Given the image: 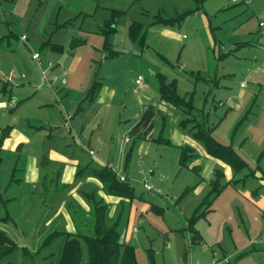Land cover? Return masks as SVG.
Here are the masks:
<instances>
[{"label": "rangeland", "instance_id": "obj_1", "mask_svg": "<svg viewBox=\"0 0 264 264\" xmlns=\"http://www.w3.org/2000/svg\"><path fill=\"white\" fill-rule=\"evenodd\" d=\"M203 2L0 0V138L8 126L10 134L29 137L24 153L38 160L41 174L38 182L29 180L28 172L18 174L22 180L10 182L15 159L13 153L4 154L0 230L30 252L27 259L22 251L16 258L0 255V264H49L51 250L40 249L56 226L50 222L62 208L63 199L69 195L74 204L86 209L81 203V199L88 202L85 192L101 199V191H106L99 181L80 177L60 160L52 163L49 158L52 147L60 153H81L82 148L76 144L65 147L68 136L75 135L70 131L73 121L68 113L76 111L96 79L122 85L118 95L122 101L114 103L115 115L110 111L109 120H114V125L109 121L101 132L94 130L90 148L96 152L92 154L102 155L111 168L127 176V183L133 186L132 196L110 202L107 223L119 221V231L135 247L139 264H264V242H258L264 224V47L255 44L230 52L236 43L258 38L251 32L259 26L264 0ZM114 10L120 12L115 18ZM183 14L173 26L153 23L159 16L172 19ZM111 18L115 30L106 37L103 31ZM133 21L149 27L145 45L131 38ZM53 45L61 50L53 49ZM35 52L41 54L40 59L33 57ZM49 62L53 67L48 77L58 74L63 79L61 73L66 71L67 82L61 79L51 84L43 79V69ZM159 73L167 75L169 81L177 80L181 96H192L194 123L199 120L218 142L235 148L256 175L246 177L250 169H245L236 175L246 177L244 180L237 185L230 183L229 172L234 175V170L207 153L194 136L198 129L194 123L183 128L178 120L173 125V115L162 108L153 119L156 140L149 144L147 153V145L142 153L149 155L144 164L138 157L127 162L125 153L130 144L125 142L126 120H134L140 110L142 113L141 96H159ZM198 73L205 79H198ZM138 74L144 77L139 87ZM117 132L122 135L120 139ZM98 134L103 138L101 144ZM181 134L187 136L186 145L197 154L186 166L180 162L182 147L171 140L177 141ZM75 137L80 138L77 134ZM168 139L171 143L165 141ZM18 142L24 144L20 139ZM150 168L154 173L147 175L152 186L148 189L143 180ZM46 172L61 183L68 181L66 189L54 191L56 199L50 214L43 204L49 191L45 193L41 185ZM217 180L222 190L215 196ZM259 192L261 195H254ZM209 193L212 202L195 223L202 240L193 244L190 219ZM60 217L64 230L71 231L69 224L78 223L74 218L71 222L67 215ZM93 221L94 217L75 234L90 233ZM87 255L83 243L82 264Z\"/></svg>", "mask_w": 264, "mask_h": 264}, {"label": "crops", "instance_id": "obj_2", "mask_svg": "<svg viewBox=\"0 0 264 264\" xmlns=\"http://www.w3.org/2000/svg\"><path fill=\"white\" fill-rule=\"evenodd\" d=\"M203 1L201 2V4L204 3ZM235 1H237V0H235ZM228 8H231V6H229ZM261 22H264V9L261 11V17H260L258 28L256 30H254L253 32H251L253 34V36L256 35L258 38L253 39L255 41H252V43L249 46H253L255 44H258V45L264 47V25L262 26L260 24ZM243 41H246V40H243ZM243 41L236 43L234 45L235 47L232 48L230 52L235 51V50L238 51L239 49H241V48H238V45H239V43H241ZM249 46H247V47H249ZM247 47L245 46L242 48H247ZM263 47H261V48H263ZM230 52L228 54H230ZM225 55H227V54H225ZM62 61H64V60H62ZM255 61H258V59H255ZM46 67H47V65H46ZM46 67H44V68H46ZM65 72L66 71L61 73L63 75V79L61 78L63 82H67L66 76L68 73L66 72V75H64ZM55 75L56 74H54L52 76H55ZM138 75H141V74H138ZM138 75H137V77H138ZM57 76L59 77V80H61L60 75L57 74ZM137 77H136V79H137ZM141 85L143 86V82H142V84L138 85V87ZM243 85H244V83H241V86H243ZM121 92H122V85L121 84L120 85H118L116 83L109 84L106 81H101V86L99 88V91L93 100H90L87 98L88 93H89V91H87L85 98H83V100L80 101L76 111L73 112V109H72L71 110L72 113H68V118L70 119V121H73L70 131L71 132L74 131L75 135L77 134L82 139L75 137V135H72V133H71L70 136H68V139L66 140V142H64L65 147L73 146L74 144H76L80 148H82V150L83 149L84 150L83 151L81 150V153L79 155H78L79 152H76V150L70 151V150H64L63 149L62 151H70V152L60 153L54 147H52L51 150L49 151V158H50L52 163L53 162H59L57 160H60L62 162V165H65V166L68 165V168H69V170H71L72 173H74V174L79 173L80 177L87 176L91 181H94L95 183H97L99 181L100 184L103 185L104 190H106L105 186H104V182L99 180L95 176L94 173L97 170H100L102 167L111 166V165H109L110 162H107V160L104 157H102V155L97 156L96 154L91 153V151L92 152L94 151V150H92L93 148H90L91 142L94 139L92 132L94 130L101 132L104 129V127L108 125L109 121H111V124L114 125V120H109L110 111L113 110L114 115H115L116 109L114 110L113 106H114V103L118 102L119 100L122 101L123 97L118 98V95ZM140 102H141V104H143L142 113L140 110L139 113H137V112L135 113L134 120H126L129 123L126 124V125H128V127H127V130L125 132V134H126L125 142L129 143L130 146H129L128 152L125 153V156H126V160L128 159V157H130V159L127 162H131L133 157H138V158H141L140 163L144 164V159H146L149 155L148 154L143 155L142 154L143 150L147 145V151H146V153H147L151 148L149 144L152 141L156 140V138L154 137L155 125L153 123V119H154V116L156 115L157 109L162 108V110H164L167 115H168V113L172 114L173 119L171 120V122L173 123V125H174V123H177L178 120L180 123L181 120H183L187 117V115H186V117H182V115L184 116V112L181 109H179L178 107L169 103L168 101L162 99L160 96H158V97L153 96L151 98L146 97V96L145 97L141 96ZM133 111L134 112L136 111L134 107H133ZM113 119H114V116H113ZM183 128H186V127H183ZM88 133L90 135H88ZM84 134H85V137H83ZM121 136L122 135L117 132V135H116L117 139H120ZM65 137H67V136H65ZM96 138L100 139V142H99L100 144L103 143V138L101 137L100 134H98L96 136ZM127 138H129L128 142H127ZM17 139L18 140L20 139L21 141H23L24 144H22L20 146L19 145L20 142H18ZM173 139L174 138L171 139L172 143L179 146V147H182V146L189 143V139L184 134H181L179 136V139H177V141H174ZM29 141H31V139L29 137H25L22 134H20L19 138H18L16 135H13L10 133L3 141V147H2L3 160L5 159V157H4L5 153H8V154L13 153V157L15 159L14 166L12 169V175H11L12 178H11L10 182H13L14 180H17V181L22 180L21 177H18V174L20 175V174L26 173V172L29 173L28 178L31 181L38 182L41 179V174H40V171L38 168V166H39L38 160L35 157L34 158L28 157L24 153L25 151H24L23 147L25 146V143H27ZM99 143H97V144H99ZM122 144H123V142H122ZM122 146L125 148V145H122ZM86 151L89 152V154L92 156V159H88ZM93 153H96V152L94 151ZM128 164H126V167L128 166ZM78 167H80V168L78 169ZM31 168H33V169L31 170ZM59 169L60 168H58L56 171H58L57 173H58L59 178L62 179V172ZM150 169H152V173H154V169L153 168H150ZM152 173H146V178L148 179L150 176L147 177V175H150ZM229 176H231L230 177V180H231L233 177L231 172H229ZM43 177H45V178H43ZM42 178L44 179V181L41 182V185L44 186L45 193H47L49 191V193H48L49 195L47 196V198L46 197L43 198V204L45 205V208L48 207V213L50 214V212L53 209L52 208V201H53V199L54 200L56 199V197H53L54 191L66 189L68 187V181H64L63 183H61V181H59V178H58V180H54L49 172H46V174H42ZM126 178H127V180H126V182H127L128 177L126 176ZM261 179H262L261 184L264 186V178H261ZM66 180H67V178H66ZM73 191H74V187L69 190V192L71 194L73 193ZM105 192L101 191L102 195L100 198H102L108 204L110 209L112 208L110 205V202H114V201L117 202L119 199L123 200V198H128V197H121L119 195L110 194L107 190ZM260 193L261 192L254 194V195L259 196V195H261ZM85 194H87V196H88V202H86L84 199H81V203H82L83 207H85L86 209H81V207L77 203L74 204L72 202V200L69 198V195L63 199V201L60 205V207H62V208L60 209L57 216L53 217V220H51V222H50V225H52L53 223L55 225V223H56L54 230H56V229L64 230L65 227L62 225L61 222H59L61 220L60 215H62V214L67 215L71 222H73V218L78 222L77 225H74V223H70L68 226V229H70L71 231L68 230V232L75 233V232H78L77 229L85 228V222L87 224L88 221H90L91 218L94 217V214H93V201L94 200L90 197L91 192H85ZM42 196L44 197V195H42ZM256 199L258 200L259 198H256ZM263 202H264V199H263ZM67 205H69L68 209L66 208ZM262 232L263 233L260 234V240H258V242L259 241L264 242V224L262 227ZM122 238L126 241L124 236H122ZM254 244L257 245V240H256V242H254Z\"/></svg>", "mask_w": 264, "mask_h": 264}, {"label": "trees", "instance_id": "obj_3", "mask_svg": "<svg viewBox=\"0 0 264 264\" xmlns=\"http://www.w3.org/2000/svg\"><path fill=\"white\" fill-rule=\"evenodd\" d=\"M198 3H201L203 0H195ZM119 11L114 10L113 18H115ZM185 14L177 18H164L162 16L156 17L153 23H157L164 26H173L176 23H179L183 19ZM113 18L106 21L109 26L103 31V34L108 37L109 33L115 30ZM148 26L139 21H133L130 24V36L131 38L140 43L141 45L146 44V36L148 32ZM253 40L248 39L239 43L238 48L247 47L252 43ZM53 49L61 50V47L58 45H53ZM164 60V56H161ZM166 59V58H165ZM198 79H205L204 76L198 73ZM159 84L158 91L159 96L173 104L174 106L181 109L187 117L181 120L180 125L187 127L190 122L194 123L195 117V106L193 104L192 96H181L177 91V80L173 79L168 80L167 75L163 73L158 74ZM101 86L100 80H94L89 88V93L87 98L93 100L97 95L99 88ZM197 123L193 126H196V131H194V136L200 140L206 148L207 153L217 158L225 163H227L234 170V177L229 181L234 185H237L240 180H244L246 177L256 175L253 170L249 168L248 162L242 158L239 152L233 148L231 145H225L218 142L199 120H195ZM11 126H8L3 130L2 137L0 138V177L2 171V147L4 139L9 135ZM168 143H171L170 140H165ZM195 149L190 145L182 146V152L180 157V162L183 166L188 165V162L195 157ZM130 159L128 157L127 161ZM245 169H250L246 173V177L236 178V175ZM95 176L104 182L105 189L114 195H119L121 197L132 196L133 187L126 181L120 180V178L113 172L110 166L102 167L100 170H97ZM17 181V180H16ZM218 180L215 181V190L218 192L215 194L218 195L222 190L218 188ZM218 186V187H217ZM214 191V190H213ZM211 193L205 197L203 203L199 208L195 210L192 218L190 219V229L193 230L191 241L194 243L200 242L202 237L199 230L195 229V223L201 215L206 214V211L209 208L211 200ZM90 197L93 201V214H94V226L90 230V233H70L66 230L56 229L51 232L44 240L40 252L46 250L47 248L51 250V254L48 256L50 259L49 264H82L83 262V243L86 244L88 255L84 260V264H139L137 259V254L135 247L126 242L119 231L118 222L108 225L107 223V211L109 209L108 204L101 198L98 199L94 194H90ZM207 203L205 210H201L202 206ZM19 251L23 252L25 259L28 258L27 252L30 250L26 247H21L17 245L13 239L8 236L4 230H0V255L3 257L14 256L16 258ZM39 251V250H38ZM37 251V252H38ZM36 252V253H37ZM39 252V253H40ZM43 252V251H42ZM150 253L153 256V251L150 250ZM56 259H51L52 257ZM154 258V256H153ZM14 261V260H13ZM154 262V261H153Z\"/></svg>", "mask_w": 264, "mask_h": 264}, {"label": "built area", "instance_id": "obj_4", "mask_svg": "<svg viewBox=\"0 0 264 264\" xmlns=\"http://www.w3.org/2000/svg\"><path fill=\"white\" fill-rule=\"evenodd\" d=\"M260 24L263 26V25H264V22H261ZM23 38H26V36L23 35ZM33 57L36 58V59H40V58H41V54H40L39 52H35L34 55H33ZM52 67H53V66H52V63L49 62L48 65H47V67L43 69V79H44L45 81H48V82L51 83V84H54L56 81L59 80V77H58L57 75L52 76V77H50V76L48 77V75H47L48 71H49ZM64 75H66V72L64 73ZM12 78H14V74H11V75H10V79H12ZM143 80H144L143 75H138V77H137V79H136V84H137V85L142 84ZM128 141H129V138H127V142H128ZM91 153H92V151H91ZM112 170H113V172H114V173L120 178V180H122V181H126V180H127L126 176H125V175H122V174L117 170V168L112 167ZM149 173H152V169L149 170ZM143 181H144V186H145L146 188H148V189H151V188H152V186L149 184L147 178H145Z\"/></svg>", "mask_w": 264, "mask_h": 264}]
</instances>
